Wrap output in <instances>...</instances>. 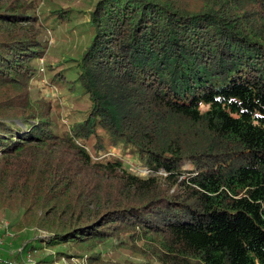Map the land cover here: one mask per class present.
<instances>
[{"label": "trees", "instance_id": "trees-1", "mask_svg": "<svg viewBox=\"0 0 264 264\" xmlns=\"http://www.w3.org/2000/svg\"><path fill=\"white\" fill-rule=\"evenodd\" d=\"M50 5L0 0V209L22 211L17 229L36 208L53 215L33 219L51 232L22 252L264 264V0L92 1L75 78L47 65L89 100L67 125L31 91L44 27L74 11ZM128 155L164 177L132 172Z\"/></svg>", "mask_w": 264, "mask_h": 264}, {"label": "rangeland", "instance_id": "rangeland-1", "mask_svg": "<svg viewBox=\"0 0 264 264\" xmlns=\"http://www.w3.org/2000/svg\"><path fill=\"white\" fill-rule=\"evenodd\" d=\"M92 1L94 0H53L55 5H50L51 7L61 6L64 9L70 7L74 11L70 14L71 19L69 21L51 23L53 26L52 29L50 27H44L42 38L46 43V53L44 57L36 62L39 70L31 88L32 95L50 98L56 120L66 125L83 118L89 108V100L80 89L76 92L68 93L66 87L59 88L57 85L51 84L47 65L53 64L55 66V68H53L54 71L63 70L68 78H75L76 73L70 69H72L71 67L75 68L77 59L87 44V36L83 32L86 27L85 21L87 16L81 9L88 11ZM41 6H44V3H42ZM48 8H46L47 11L49 10ZM47 22H49V20H47ZM57 63L59 64L56 65ZM143 97L145 96L143 95ZM57 104H59V106H57ZM127 161H129V163L130 161L135 162V158L132 155H128ZM186 168L187 165H184V169ZM186 173L187 172L184 171V175L179 176V178L181 179L184 177V180H186ZM147 175L164 177L165 173L162 172L161 169H158L140 176L145 177ZM33 216L34 218H32ZM37 217H46L47 220L51 221L53 215H47L44 209L36 208L33 213H28L25 216L26 225L21 229H17L14 225L21 220L22 211L18 210L17 207L14 209H0V254L12 259H14L13 256L15 254H18L19 260L17 261L15 259L16 262L14 261L16 264H46L45 262H38L39 259H44L43 257H48L50 254L53 256L56 249H61L60 246L58 248L44 247L43 250H39L35 253L30 251L23 253L21 250V245L28 238L39 236L41 239L46 240V236L51 232L32 222L33 219ZM104 247L105 246H101L100 248L103 250ZM67 252L71 254L63 256L60 260L49 264H89L87 254ZM124 253L126 252H109L103 257H108L112 259L111 262L115 263L118 260L128 257L124 255Z\"/></svg>", "mask_w": 264, "mask_h": 264}, {"label": "built area", "instance_id": "built-area-1", "mask_svg": "<svg viewBox=\"0 0 264 264\" xmlns=\"http://www.w3.org/2000/svg\"><path fill=\"white\" fill-rule=\"evenodd\" d=\"M130 169L132 172L136 173V174H140V175H144V174H148L153 172L152 169H149L148 167H142V166H138L133 162H130Z\"/></svg>", "mask_w": 264, "mask_h": 264}]
</instances>
